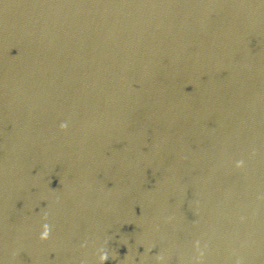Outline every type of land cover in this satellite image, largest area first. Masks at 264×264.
Segmentation results:
<instances>
[{
    "label": "water",
    "instance_id": "95a60500",
    "mask_svg": "<svg viewBox=\"0 0 264 264\" xmlns=\"http://www.w3.org/2000/svg\"><path fill=\"white\" fill-rule=\"evenodd\" d=\"M0 264H264V0H0Z\"/></svg>",
    "mask_w": 264,
    "mask_h": 264
},
{
    "label": "clouds",
    "instance_id": "9594fccd",
    "mask_svg": "<svg viewBox=\"0 0 264 264\" xmlns=\"http://www.w3.org/2000/svg\"><path fill=\"white\" fill-rule=\"evenodd\" d=\"M102 259H103V257H102Z\"/></svg>",
    "mask_w": 264,
    "mask_h": 264
}]
</instances>
